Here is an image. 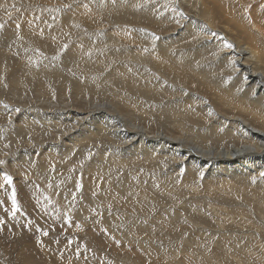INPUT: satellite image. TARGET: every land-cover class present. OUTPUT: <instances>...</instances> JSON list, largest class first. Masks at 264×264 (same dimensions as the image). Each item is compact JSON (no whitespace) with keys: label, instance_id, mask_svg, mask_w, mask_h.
Returning <instances> with one entry per match:
<instances>
[{"label":"bare ground","instance_id":"1","mask_svg":"<svg viewBox=\"0 0 264 264\" xmlns=\"http://www.w3.org/2000/svg\"><path fill=\"white\" fill-rule=\"evenodd\" d=\"M16 1L0 0L1 4H5L0 9L3 15L0 16V160L3 161L2 166L7 160L9 162L8 171L15 183L12 191L18 208L29 209L39 220L50 224L49 228H57L59 233L53 235L50 232L52 235L47 236L49 232L45 235L42 226H35V221L34 224L26 221L22 213L14 212L16 219H13L9 216L12 213L6 212L4 207L0 208V264H37V258L44 264H95L93 259H85L84 263L80 257L85 246H81L79 254H75L77 249L75 253L71 250L77 245L66 247L65 240L71 239L72 232L81 230L86 224L94 226L110 241L111 246L118 240L129 245H141L139 241L129 239L128 232L134 235H152L156 232L150 230L146 222L147 213L152 210L151 203L143 201V205H140L134 203L136 200L130 202L134 196L140 200H153L152 205L158 206V211L163 208L178 213L181 223L186 222L181 216L187 215V222L194 224L193 211L199 212V209L191 206L195 201L221 199L218 204L232 203V206H241L240 202L244 201V208L251 209L250 206L254 205L258 213L264 212V21L256 15V7L249 5L251 10H247L245 5L244 16L249 20L244 22L246 18H243L242 22H238L235 20L238 14L234 15L228 6L219 8L222 0H149L148 3H144L146 0H83L81 4H78L80 0H41L45 4L50 1L62 4L60 8L63 11L66 1H70L75 3L71 4L70 10L76 13L80 5L79 11L83 13L78 11L80 14L77 12V15H73L71 12L54 18L56 14L50 15L46 11L47 16H40L37 13L40 7L32 3L35 0H22L23 7L19 4L15 6ZM230 1L239 2V5L246 3V0ZM83 5L92 7V10L86 7L82 11ZM19 6L21 9L17 14H9ZM166 6L173 7L171 14L177 27L173 26L172 29L181 37L172 42L168 41V37L173 35L162 37L151 31L156 27V22H165L168 15ZM34 15L38 21L33 26L22 22L27 17L34 19ZM92 17L95 19L88 21L94 20L95 26L100 21L108 22L109 26L97 28L101 31L95 30L85 36L76 28L80 35L77 34L69 44L64 47L57 43L65 32L75 26L82 27L81 23ZM158 17L162 19L158 20ZM144 23L149 24L151 29L140 25ZM124 27L137 38H132L131 43L139 46L138 49H129L131 45L128 46L124 39L128 40L130 36L121 33ZM14 34L17 39L11 41ZM48 35L53 37L58 57L47 53L50 47L44 48L49 45L46 43ZM70 35L73 36L72 33ZM103 35L104 41H111L100 44ZM147 41L152 42L154 48L149 45L142 48ZM191 45L194 46L188 48ZM122 46L124 49L120 50ZM134 54H137L136 57ZM110 55L118 58L119 63L128 61L142 65L137 60L150 57L152 62L148 61L147 66L159 75V91L175 92L173 101L164 99V103H159L156 108L164 111L166 116L160 113L156 118L145 105L142 109L133 105H130L131 108L125 102L103 98L108 90L103 80L110 77H118V82L125 80L119 83L124 85L123 90L138 91L136 82L122 78L113 65L112 69L107 70L108 75L102 73L109 66ZM95 56L103 58L97 59ZM33 59L37 62L34 67L31 64ZM39 61L41 67L37 66ZM179 68L184 71H178ZM132 69L139 77H149L136 66ZM191 85L196 89L190 88ZM123 99L128 100L126 95ZM17 108L22 109L19 125L25 126L19 130L34 132L38 131L34 126L43 127V132H35L36 140H27V135L21 134L20 139H16V126L10 116ZM108 109H113L112 112L119 115L114 117L103 113ZM78 111L93 115L91 122L83 125V117L78 115ZM101 113L103 115H98ZM188 113L190 116L186 118ZM108 117L124 119L123 125L119 124L120 128L119 125L115 128L107 126ZM100 139H105V143L97 142ZM41 144L47 145L40 146L43 149L38 158L36 155L40 147L35 149L33 146ZM86 149L92 157L84 156H87ZM57 160L62 161L66 172L63 171V177L66 178L67 173L69 178L78 177L79 187L73 186V182L72 185L68 182L65 187V182H62L60 186L63 179L53 177L52 165ZM72 167H77V172L71 175L68 171ZM127 167L129 172L125 174ZM115 175L123 178L122 182L115 183ZM7 183L0 178V198L6 196L9 189ZM157 183L163 189L157 188ZM1 184H5L6 189ZM200 186L204 187L203 190H200ZM210 188H221L224 192L212 193ZM117 191L119 195H116ZM69 192L81 196H73ZM175 194L188 198H184L182 204L188 209L182 214L178 210L181 205L178 201L182 199ZM235 195L239 196L238 199H235ZM124 198L127 203L120 211L125 212L124 222L115 229L106 230L105 227H110V221H114V224L121 221L111 205L112 200L115 199L117 205ZM3 200V205L8 204L7 198L6 202ZM12 206L13 203L6 205ZM261 221H264V217ZM160 222L161 228L171 230L170 225L164 222V215ZM172 225L179 228L177 230L185 228ZM17 227L23 232L27 230L29 238L18 236ZM62 227L64 236L59 238L63 235L60 232ZM222 229L227 230L223 227L217 231ZM67 230L69 236L66 235ZM231 230L235 235L253 233L257 236L254 230L247 229L243 234ZM112 235L117 239H111ZM19 239L30 240L31 244L22 245L24 243ZM142 241L146 247L150 246L147 238ZM138 255L141 256L140 253Z\"/></svg>","mask_w":264,"mask_h":264},{"label":"rangeland","instance_id":"2","mask_svg":"<svg viewBox=\"0 0 264 264\" xmlns=\"http://www.w3.org/2000/svg\"><path fill=\"white\" fill-rule=\"evenodd\" d=\"M35 1L36 2L32 1V3H35V4H37L38 7H40L39 11L37 12V13L41 14L40 16H42V15L47 16L46 13L50 12V15H53V14L57 15V16L54 15V18H55V17H62L64 15H66V13L71 14V12H72L73 15H77L80 12L79 11L80 5H78L79 6L78 7V11L79 12L75 10L76 13H74L73 10H70L71 4L75 5V3H71L70 1H68V3L66 1V3H65L66 5H64V7H63L65 9L64 11L60 8V6L62 5L60 3L58 4V3L50 1L47 4H45L41 0H35ZM82 1L83 0H80L78 2V4H81ZM148 2H149V0H146L144 3H148ZM222 2H223V4H221L219 6V8H223L224 9V8H226V6H228V9H231L234 15L238 14V16L236 15L237 18L235 19L238 22H242L243 18H246V19H244V22H247V20H249L248 17L244 16L245 15L244 12H246V11H243V9H244L243 7H245V5H246V9L247 10H251V6L249 8V5H252L253 7H256L255 8V11L257 12L256 15L258 14L257 16H259V20H263L264 21V0H248V1L246 0L245 2L247 4L246 3H240V5L238 4L239 2L235 3V1L231 2L230 0H222ZM17 4H19L20 6L23 7L22 0L16 1V5L15 6H17ZM2 5L5 6L4 3L1 4V2H0V9H2V7H3ZM20 6L18 8L16 7L15 11L14 10L10 11L9 14L10 15L11 14L15 15V12L17 14V12L20 11V9H21ZM158 6H159V4L157 5V7ZM231 6L232 7L235 6L236 10L234 9L235 7L232 8ZM83 7L84 8L82 9V11H84L86 9V7L90 8L92 10V7H89L88 5H86V7L83 5ZM165 8L168 10V13H167L168 15L164 19L165 22H161V21L160 22H156L155 23L156 27L154 28L155 30L151 29L150 27H148L149 24L144 23V25L143 24H140V25H142L145 28H150L152 33L153 32L159 33V34L162 35V37L166 36L167 34L173 35L172 37H168V41L172 42L175 38H181V37H179L180 33H177L176 31H174V29H172L173 26H174V28L177 27V25L173 24V16L171 14V11L173 10V7L166 6ZM51 9H53V10H51ZM152 9H154V8H152ZM241 9H242V11H241ZM57 10H59V11L61 10L60 11L61 14H59V11H57ZM45 11H46V13H45ZM242 12H243V14H242ZM51 13H53V14H51ZM80 13L83 14L82 12H80ZM160 13L163 14V11H161ZM0 16L3 17V15H1V14H0ZM35 18L36 17L34 15V19L33 18L30 19V17H27L26 21H22V20L21 21L23 23H26V24L30 25V26H33V23H36L38 21V19L36 20ZM90 19H95V18L92 17V18H89V19H85L86 21L81 23L82 27H81V25L79 27L75 26V28H73L72 30L65 32L63 35H61L58 38L57 43H59V44L61 43L60 45H63L65 47L67 44H69V41H71L74 37H76L77 34L80 35V33H81L82 35L85 36L86 34L87 35L91 34V32L97 30V28H104V27H108L109 26L108 22H106V21H104V22L100 21V22H98V25L95 26L94 25L95 23L93 22L94 20L88 21ZM161 19H162L161 17H158V20H161ZM263 21H261V22L263 23ZM161 24H162V26L160 27ZM76 28L79 29L81 32L77 33L76 32ZM97 31H101V30H97ZM224 31L226 32L227 30L224 29ZM71 33L73 34V36L70 35ZM121 33L123 35L130 36L128 40L124 39L126 41V43L128 44V46L131 45L129 49H135V50L138 49L139 46H136V44L131 43V39L132 38H135L137 40V38L134 36V34L132 35V33L126 31L125 27H124V29H123V31ZM0 34H2L1 26H0ZM236 34H238V32ZM14 35L15 36L12 37L11 41L17 39L16 34H14ZM77 38H79V37L77 36ZM62 39L65 40V41H63ZM109 41H111V40L110 39H105V41H104V35H103V37H102V39L100 41V44H103L104 42H109ZM46 43H48L49 45L45 46L44 48L47 49L46 47H50V49H49V51H47V53L48 54H52L53 53L52 57H58L59 53H58L57 49L54 48L55 45H53V37L48 35V38L46 39ZM22 44H23V42H22ZM151 44H152V42L147 41V43L143 44L142 48L145 49L147 47L146 45H149L150 47L154 48L153 46H151ZM24 45H26V44H24ZM180 45L185 47L183 43H181ZM193 46L194 45H191V47H188V48L191 49ZM188 48H186V49H188ZM123 49L124 48L122 46L120 48V50H123ZM166 49L168 50V48H166ZM120 54L122 56L127 55L125 53H120ZM136 55H135V57H136ZM86 57H88V56H86ZM95 57H97V59H98V57H99V59L103 58V56H95ZM109 59H110L109 60V66L105 67L104 68L105 72L103 71L102 73H104L105 75H108V74H106L107 70L108 69H112V67L115 68V71L118 72L117 74L120 75L122 78L125 77L127 80L131 79V80H129L131 83L133 81L136 82V84H137L136 87H138V89H136V90H138L140 93L138 91H136V93H135L132 89L130 91L129 90H127V91L123 90L124 85L119 84V83H123V82H125V80L122 79V80H120L121 82H118L119 81L118 77L117 78L116 77H113V78L110 77L111 80L110 79L103 80L104 81V85L108 86V90L106 89L107 92L105 91L103 98H107V97L108 98H112V99H115L116 101H119V102H125L126 104H128V106L133 105L136 108L141 107V109L145 105L149 109L148 112H152L153 115L156 118H157V116L160 115V113H164L165 114L164 111H158L156 108H157V106L160 105L159 103L163 102L164 99L165 100H169V101H173L175 99L173 97V96H175L174 95L175 92L172 91L173 94H171L172 92L170 93V91H163V90L159 91L160 90V86L158 85L159 84L158 83L159 75L156 72H154L149 66H147V63H149L148 61H151L149 56L147 57L146 60L142 59V58L140 59V61H139V59L137 60L138 62L143 63V65L139 64V63L131 64L130 62L128 63V61L125 62V64H124V62L119 63L120 60L118 58L114 57L113 55H110ZM142 60H143V62H142ZM34 62H35V60L33 59V62L31 63V64H33L32 65L33 67L37 63V62H35V63ZM27 63H28V66H31L29 62H27ZM40 63H41V61H39L38 65H37L38 67H41ZM123 64L125 65V67H123ZM135 66L138 68V70L140 72H142V73H144V74L149 76V77H147L148 80H147L146 77H145L146 80L143 77H139V74L136 73L132 69V68H135ZM177 66L180 67V65H177ZM178 71L181 72V71H184V70L179 68ZM88 73L90 75V72H88ZM164 75H166V74H164ZM76 78H77V76H76ZM185 78L186 77H184V79ZM88 80H91V78H89ZM117 83L119 85H121V86H119ZM116 84H117V88H116ZM109 87H110V89H109ZM154 87H155V89H154ZM189 87L193 88V89H196V87H194L192 85L189 86ZM55 93L52 96H54ZM125 95H126V98L128 100H124L123 99V96H125ZM144 95H146V96L144 97ZM149 97L154 98V100H152ZM148 99H149V101H148ZM147 101H148V103H147ZM5 107H7V106H5ZM130 107L133 108L132 106H130ZM41 110L42 109L38 110V112L41 111ZM112 110L113 109H108V111H104L103 113L108 114V116H114V117L116 115H119V114L115 113L114 111L112 112ZM144 111H147V110H144ZM78 112L80 113L78 115L80 117L81 116L83 117V119L81 120V123L83 125L88 124V123L91 122L90 118H92L93 115H89L88 113L83 112V111H81V112L78 111ZM21 113H22V109H18L17 108L12 113V115L10 116L11 117V121H13V124L16 126V128H15V130H16V134H15L16 139H20V134H21L22 136L27 135V140H36V138L34 137V135H36L35 132H38V131H40V132L42 131L43 132V130H42L43 127L34 126V128H38V131H34V132L31 131V130H28V131L27 130H19V128L24 129V127H25L24 125H21V126L19 125V122H20L19 118L21 116ZM190 113H192V111H190ZM190 113L187 114L186 118H188L190 116ZM134 114H135V112H134ZM98 115H103V114L101 113V114H98ZM165 116H166V114H165ZM108 119L109 120L106 123H107V126H109L111 128L112 127L115 128L119 124L123 125L124 119L123 120L122 119L121 120H115V118H113V117H111V118L108 117ZM111 120H112V122H111ZM152 120L154 121V118L150 120V122H149L150 124L152 123ZM11 121H10V123H11ZM111 123H112V125H111ZM120 127H121V125H119V128ZM18 130H19V133H18ZM134 136H137V138H139L138 135H134ZM104 140L100 139V140H97V142L105 143L106 140L105 141ZM43 145L46 146L47 144L35 145L33 147L35 149H37V148H39L40 146H43ZM42 149H43V147H40L38 152H37L36 156H38V158H40L39 154H40V151ZM56 151H58V149ZM88 152H89V150H87V156L86 155H84V156L86 158L92 157V154L89 155ZM7 161H6V164L4 163L5 165L2 166L3 165V161H2V159L0 160V178H3L4 181H6V177H10L11 178V175H12L8 171L9 162L7 163ZM1 166H2V168H1ZM76 166L79 167V165H76ZM5 167H6V169H5ZM52 167H53V177H55L57 179H63V181L60 182V186H61L62 182H65L64 183V187L67 186V184H69V183H70V185H72L74 183L73 186H75V185L78 186L79 185V182H78L79 179H77L78 177L75 179L73 176H70L72 178H69L68 173L66 175L67 176L66 178L63 177L64 176V174H63L64 169H63V165H62V161L61 160H57L56 163L52 165ZM77 167H72V170L68 171L69 174L72 175V173L76 171ZM125 171H126V172H124L125 174L129 172L128 167L126 168ZM2 174H3V176H2ZM122 177H124V175ZM116 179H118V180H116ZM116 179H115L116 182L115 181H113V182H115V183H118L117 181L122 182L123 178L121 179V177L116 176ZM72 180H74V181H72ZM71 182H73V183L71 184ZM7 184H8L7 187L9 188V189L8 188L7 189L10 192L7 191L5 197L8 200V204L9 203H13V204L16 203V205H15V207H13V206L12 207H6V205H8V204L6 202V198L3 197L5 199V201L3 200V198H0V203H1L0 208L4 207L3 209L6 212L12 213L9 216L12 217L13 219H16V214L14 212L18 211V212L22 213V216H24V217L26 216L25 217L26 221L29 220L31 223H33L35 221L36 222L35 226L36 225L37 226L39 225V227L42 226V230L44 232H46L47 234L49 232V234L47 236H49V235L51 236L52 234L56 235V234L59 233L57 228L56 229L49 228L50 224H46L45 222L39 220L40 218H38V216L35 215L34 213L32 214L29 209L21 208L22 209L21 210L20 208H18L17 199H16V196H14L15 193H14V191H12L13 190L12 187H15V183L11 180V182L7 183ZM3 185H5V184H1V187ZM3 187H2L3 189H6L5 186H3ZM156 187L159 188V189H163L162 186H160L158 183L156 184ZM179 187H178V189H179ZM68 188H69V185H68ZM202 188H204V187L200 186V190H203ZM73 190H74V188H73ZM69 191H72V190H69ZM210 192L219 194V193L224 192V190L221 189V188H210ZM115 193H116V195H117V193L119 195L118 191L115 192ZM70 194L73 195V196H81V195H77L76 193L74 194V192H71ZM158 194H160V193H157V195ZM11 195L15 198V199L14 198L13 199L16 202H14V200L11 199L12 198ZM177 195L180 196L179 194H175V196H177ZM9 196H10V199H9ZM238 197H239L238 195H235V199H238ZM184 198L188 199L186 197H181L182 200L178 201V204H181L179 206V208H178V210L181 212V214L185 212V209H188L187 207H184L182 205L183 202L185 201ZM249 198H250V201H252L251 196H249ZM125 199L126 198H124V200ZM2 200L4 202H6V205L2 204ZM12 200H13V202H12ZM124 200H122V201H124ZM126 200L123 203H122V201L118 202L117 205L115 204V203H117L116 200L115 199L112 200L111 205H112V207H114L113 209L115 210L117 215H119L121 221L119 220L118 223L116 222L115 224L113 223L114 221L113 222L110 221L109 222V226L110 227L112 226V228L105 227L106 230L115 229L117 226H119V224L121 225V222H124V220H125V215H124L125 212L122 211L120 213V211H121V207H124V204L127 203ZM134 200H136V201H134ZM219 200H221V199H219ZM219 200H213V201H207V202H205V201H195V204L194 203L191 204L192 207H195V208L199 209V212L193 211L194 212V216H195V217H193L194 218V224H193L192 222H187V218H188L187 215L181 216V219L183 221H186L185 223L184 222L181 223L179 221V216L180 215L178 213L172 212V211H166L165 209L162 210L163 208L162 209L159 208V211H158V206L154 205L155 206L154 207L152 205V203H153L152 201L153 200L152 201L140 200V199H136L135 196H134V199L132 201H130V202L134 201L135 204H137V202H138V204H140V205L143 203V201L144 202L146 201L149 204L151 203L150 205L152 206V210H151V212L147 213L148 217H147L146 222L149 224V226H148V227H150L149 229L150 230H154V232H156V233L158 232L157 234L156 233H154V234L152 233V235H134V234H130L128 232L129 239L137 240V241H139L141 243V245H139V246L132 245V244L129 245L128 243H127L128 244L127 245L126 242L123 243V241L118 240L119 242H115V244H112V246H111L110 241L108 242L104 238L105 236H103L94 226L93 227L95 229L93 227H91V225L86 224V227L84 226L81 230L73 231L72 232L73 236H71V239H66L65 240L66 241V247L71 246V248H72L73 244L77 245L76 248L74 247L71 250L75 253V250L77 249L75 254H79V252H80L79 249L80 250L82 249L81 246L82 247L85 246V248H83V249H85V252H83L84 250L82 249L83 251L81 250V253H80L81 256L80 257L83 258V262L84 263H86L85 259H91V260L93 259L95 264H99V263L100 264L101 263L102 264H115V263L116 264H129V263L131 264L132 260L136 261L135 264H204V262H205V264H264V221H261L262 217H264V212L258 213V211H256V208L254 207V205L253 206L251 205L252 203L251 204L249 203L251 205L250 206L251 209H247V208H244V206H242L245 203L244 201L240 202V203H242V205H241L242 207H241L239 205L238 206L237 205L232 206V203L228 204L229 206L224 204V203H221L222 204L221 205V204H218ZM69 204H74V203L70 202ZM71 206H72V208L74 210V206L73 205H71ZM225 207H226V209H225ZM140 209L141 208H139L138 210H140ZM213 209H214V211H213ZM73 210H72V212L75 214V212H74L75 210L74 211ZM174 210H176V209H174ZM251 213H253V214H251ZM120 214L121 215L123 214V215L121 216ZM162 215H164V222H167L170 225L171 230H165V229H163V228H161L159 226V225L162 224L160 222L161 218H162ZM34 216H36V217H34ZM36 218H38V219H36ZM214 221L217 222L218 224L216 225ZM172 223L175 224V225H181L180 226L181 228H182V226H184L185 228L177 230L179 228H175V226L172 225ZM215 226H216V228H215ZM44 227H45V229H44ZM166 227H168V226H166ZM223 227H225V229H227V230H223L222 229L221 231H217L218 229H221ZM17 228H18V231H19V233H17L18 236H20L21 238H29L28 237L29 234H28L27 230H24V232H23V230L21 231L22 227L21 228L17 227ZM213 228L216 229V230H214ZM231 229L235 230L234 232H239V234H243L244 231L247 230V229L248 230H252V231L254 230L255 233L257 234V236L255 237V235L253 233H249L247 235H245V234L244 235H235V234H232L233 232H232ZM45 230H47V231H45ZM55 230L57 231V233H53V232H55ZM60 230H61L60 232L63 235L59 236V238L60 237L63 238V236H64L63 227L60 228ZM50 232H52V234ZM68 232H69V230L66 231V233H67L66 235H68L70 233V232L69 233ZM29 233L30 234H36V233H33V232H29ZM0 234H2V233L0 232ZM26 234H28V235H26ZM94 235H95V237H93ZM114 238L117 239L116 236L113 237V235H112L111 239H114ZM143 238H147L150 241V246L146 247V245H144V242L142 241ZM19 240L24 243V244L21 243L22 245L30 243V240L29 241H24V240H21V239H19ZM92 242H93V244H92ZM156 243H158V244H156ZM249 243H250V245H249ZM87 245L88 246L90 245V246L88 247ZM125 245L128 246V247H126ZM92 249H93V251L94 250L95 251L94 252L90 251ZM86 252H87V254H86ZM119 252H121V253H119ZM126 253L128 255L127 257H126ZM130 253L133 254V255L135 254V256L133 257V255H130ZM138 253H140L141 256L138 255ZM109 254H110V256H109ZM101 255L103 256L102 257L103 259L101 258ZM129 256H130V258H129ZM136 256H137V258H136ZM84 257H86V258H84ZM131 257H132V259H131ZM143 257H144V259H143ZM38 259L39 258L36 259L37 260V264H39V263L40 264H44V263L38 261ZM113 259L114 260L116 259V260L114 261ZM130 259H131V261H130ZM42 260H43V258H42ZM101 260H103V261H101ZM133 262H132V264H134Z\"/></svg>","mask_w":264,"mask_h":264},{"label":"snow or ice","instance_id":"3","mask_svg":"<svg viewBox=\"0 0 264 264\" xmlns=\"http://www.w3.org/2000/svg\"><path fill=\"white\" fill-rule=\"evenodd\" d=\"M228 47H231V45H227ZM6 181L8 182V183H10L11 182V178L10 177H6ZM13 207H15V204H13ZM45 235H47V233H45Z\"/></svg>","mask_w":264,"mask_h":264}]
</instances>
